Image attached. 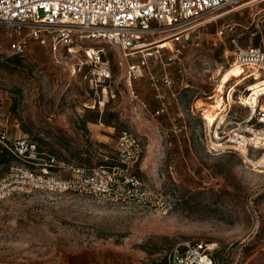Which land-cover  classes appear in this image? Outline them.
I'll use <instances>...</instances> for the list:
<instances>
[{"label": "rangeland", "instance_id": "374dc122", "mask_svg": "<svg viewBox=\"0 0 264 264\" xmlns=\"http://www.w3.org/2000/svg\"><path fill=\"white\" fill-rule=\"evenodd\" d=\"M216 15L201 45H185L184 72L179 63L172 67L178 84L188 86L177 96L180 119L177 109L155 115L147 76L134 82L132 97L120 48L103 44L111 74L105 79L84 64V47L54 51L30 40L25 53L14 54L0 25V62L9 64L0 67V133L9 141L31 138L75 164L98 165L114 158L118 135L129 130L145 147L134 173L151 192L131 205L72 192L1 199L0 264H167L186 242L218 244L217 264H264V172L233 151L209 152L194 131L202 125L195 106L214 94L238 45L264 48V0H243ZM254 81L237 86L234 97H244ZM235 107L233 114L247 113ZM171 122L187 128L180 132ZM7 169L0 167V177Z\"/></svg>", "mask_w": 264, "mask_h": 264}, {"label": "built area", "instance_id": "2783aa9c", "mask_svg": "<svg viewBox=\"0 0 264 264\" xmlns=\"http://www.w3.org/2000/svg\"><path fill=\"white\" fill-rule=\"evenodd\" d=\"M241 1L0 0V25L5 26L13 38L10 49L14 54L25 53L30 40L50 44L54 51L62 46L70 50L84 47V64L97 69L99 76L105 79L111 74L103 44L120 48L127 60L125 77L132 97H138L134 82L147 76L159 104L155 115L160 116L169 115L165 92L177 98L180 91L188 88L179 85L172 72L177 63L179 73L184 72L180 61L185 45L189 42L201 45L206 25L218 17L216 13ZM234 42L238 45L236 40ZM231 65L243 70V78L263 77L264 48L238 45ZM248 88L245 91L248 92ZM211 96L222 100V107L212 122L204 115L210 105L208 101H216V98L210 99ZM211 96L207 97V102L195 106L202 119V125L194 128L198 140L211 153L233 151L255 168L264 170V93L251 104L242 96L235 98V90L229 83L219 91L217 81ZM236 105L246 108L247 113L233 114ZM183 128L177 127L180 132ZM0 142L15 158L0 177V200L37 191L72 192L112 204L131 205L144 202L151 195L134 173L145 151L142 139L129 130L118 135L114 158H106V163L98 165L58 159L41 151L37 141L28 137L9 141L2 134ZM218 249L214 242H186L172 249L167 264H217Z\"/></svg>", "mask_w": 264, "mask_h": 264}, {"label": "bare ground", "instance_id": "6f19581e", "mask_svg": "<svg viewBox=\"0 0 264 264\" xmlns=\"http://www.w3.org/2000/svg\"><path fill=\"white\" fill-rule=\"evenodd\" d=\"M243 70L237 66V65H231L228 69L224 71H220L218 73L219 79H218V87L219 91H223L226 84H228L233 78H235V81L231 84L232 90H236V87L242 84L244 81H246L249 76H245L243 78ZM234 76L230 81L229 78ZM248 93L243 97L244 100H246L248 103L257 102L259 95L264 93V78L257 77V80L249 84ZM216 98L213 103H211L209 106H207L204 110V115L210 122L214 121L215 118L218 115L217 110H219L222 107V100L217 98L216 96H211L210 99ZM201 105V104H200ZM199 105V106H200ZM261 172H264V170H258Z\"/></svg>", "mask_w": 264, "mask_h": 264}, {"label": "trees", "instance_id": "16d2710c", "mask_svg": "<svg viewBox=\"0 0 264 264\" xmlns=\"http://www.w3.org/2000/svg\"><path fill=\"white\" fill-rule=\"evenodd\" d=\"M254 43L256 45L260 44L261 43V35L260 34H256L255 35V39H254ZM255 47V46H254ZM22 54L18 55V56H21ZM18 56H12L11 58H9L10 61H17L18 62ZM2 65H6V67L2 66ZM7 65L8 62H0V67L1 68H5L7 69ZM101 118H103V115L100 116ZM2 136V133H0V137ZM40 148V146H39ZM53 155V154H52ZM55 155V154H54ZM58 159H61V160H65L66 162H69V163H73V162H70L69 160L63 158V157H60V156H57L55 155ZM15 161V158L14 156L1 144L0 142V167L3 166V167H8L7 171L9 170L10 166L12 165V163ZM103 163H106L103 161ZM101 163V164H103ZM6 171V172H7Z\"/></svg>", "mask_w": 264, "mask_h": 264}, {"label": "crops", "instance_id": "0c3cea01", "mask_svg": "<svg viewBox=\"0 0 264 264\" xmlns=\"http://www.w3.org/2000/svg\"><path fill=\"white\" fill-rule=\"evenodd\" d=\"M151 89V88H150ZM151 91L153 92V90L151 89ZM153 95H154V92H153ZM165 98H166V100H167V102H168V104H169V110H175V109H177L178 111L177 112H179L178 113V117H179V119L180 118H182L183 117V112H182V110H180L181 108H179V106H178V104H179V100H177V98H174V97H171L170 96V94H168V92H165ZM155 100V99H154ZM155 102V107H154V109H156L157 107H158V102L157 101H154ZM175 114V113H174ZM177 114V113H176ZM170 118V117H169ZM170 119H172V118H170ZM173 121V120H172ZM172 124H173V126L175 127V128H177V127H184V126H186V123H184V124H179V125H177V124H175V123H173V122H171ZM186 128H187V126H186ZM185 130V128H183V130L181 131V132H183ZM145 148V147H144Z\"/></svg>", "mask_w": 264, "mask_h": 264}]
</instances>
